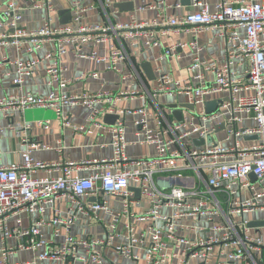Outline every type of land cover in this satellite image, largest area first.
I'll list each match as a JSON object with an SVG mask.
<instances>
[{
	"label": "built area",
	"instance_id": "2783aa9c",
	"mask_svg": "<svg viewBox=\"0 0 264 264\" xmlns=\"http://www.w3.org/2000/svg\"><path fill=\"white\" fill-rule=\"evenodd\" d=\"M68 1L70 23L56 25L53 0H35L31 7L45 10V15L34 30L19 25L21 8L15 0L6 1V21L0 15V30L7 27L11 32L0 31V44L9 43L19 51L27 43L29 54L38 52L47 42L54 48L32 60H4L13 67L12 82L18 87L38 64L48 61L45 73L50 91L45 96L22 92L3 96L0 112L6 117L11 112L51 109L69 126L63 109L83 106L88 109V123L110 131L111 156L45 163L34 160L33 145L23 141L22 162L0 164V264H10L8 257L19 250L40 249L31 262L15 264H103L102 249L117 239L125 243L117 245L116 252L137 261L133 250L146 236L149 245L143 264H167L172 260L176 264H264V238L249 235L247 223L235 220L264 211V0H219L213 5L209 0H190L191 11L180 16L165 14L166 2L172 0H153L148 7L158 11L155 19H138L136 12L145 9L138 7L123 22L110 19L109 11L116 13L114 4L124 0H95L90 5H84L83 0ZM174 1V8L181 7L179 0ZM94 9L102 13V22L84 23V16ZM208 30L225 40L226 60L220 67L208 65L201 61L203 50L195 42L177 46L192 51L187 70L196 73L191 84L160 74L147 89L97 94L84 91L75 95L64 92L71 80L65 78L59 59L67 53L103 63L107 70L121 76V66L127 60L125 43L155 48L172 33ZM99 44L108 45L106 56L98 57L93 51ZM87 46L92 48L90 53L84 51ZM177 47L167 48L164 55L175 56ZM243 64L245 74L238 76L235 69ZM207 74L210 81L206 80ZM84 77L97 78V74ZM129 78L121 76L122 80ZM175 96L184 97L194 108L180 122L167 119L158 107L160 98ZM210 96H218L213 100L219 103L214 111L206 113L204 104L212 101ZM120 101H138L139 106L117 110L114 106ZM103 102L106 105L99 107ZM127 113L137 117L132 143L126 140V124L121 119ZM104 115H116L118 120L112 126L94 122ZM247 121L253 126L243 127ZM44 124L38 122L37 126ZM220 125L223 142L208 143ZM71 127L76 133L82 131L81 127ZM245 136L258 139L245 144L241 142ZM196 139L205 144L194 146L192 141ZM129 145L151 146L155 155L131 160L126 154ZM39 171L46 176L35 177ZM81 171H88V175H76ZM177 181L186 185L174 183ZM132 186L139 190V197L129 190ZM63 196L69 200L68 216L45 221L43 215L48 208ZM101 196L120 199V209L110 210ZM83 198H93L94 203L85 206ZM138 198L148 204L140 213L133 210ZM101 211L111 217L103 239H79L71 234L80 216L100 222ZM24 217L29 220L26 227ZM136 224H144L142 231H136ZM46 229L50 230V238H45ZM189 231L196 236H183ZM13 238L16 241L10 245Z\"/></svg>",
	"mask_w": 264,
	"mask_h": 264
},
{
	"label": "crops",
	"instance_id": "0c3cea01",
	"mask_svg": "<svg viewBox=\"0 0 264 264\" xmlns=\"http://www.w3.org/2000/svg\"><path fill=\"white\" fill-rule=\"evenodd\" d=\"M7 0H0V15L3 21H6L4 17V7ZM35 0H15V2L21 8V20L19 25L28 30H34L41 25V20L45 15V10L33 9L32 3ZM179 0L181 7L174 8V0L167 1L168 7H165L164 12L167 15L180 16L191 11V6L183 5ZM219 0H209L211 5L215 4ZM95 0H83L84 5L93 4ZM121 3H132L133 10L125 11L118 10L113 6L114 10L109 11V17L113 21L123 22L128 20L129 15L138 7H144L142 11L136 12L138 19L151 21L156 18L158 14L157 10L149 9V5L153 3V0H137L130 1L124 0ZM119 4V3H118ZM53 5L56 10V14L53 18L54 24H61L60 19L63 16H67L69 11L68 0H53ZM63 12L64 14H60ZM60 14V15H59ZM71 20V15H70ZM103 20L102 13L99 9H94L88 12L83 19L84 23H100ZM70 21L66 24H69ZM1 32H11L7 27H3ZM196 43V45L202 47V53L200 55L201 61L206 62L208 65L220 67L225 63L227 45L223 38L216 35L214 31H203L200 33H172L167 37L160 40V45L155 48L143 47L141 43H137L131 46L125 43L126 49V62L121 66V76L130 75L129 79L122 80L120 74H116L107 70L106 65L103 63H97L90 59H83L67 53L59 59L60 65L64 69V76L68 80H71V84L64 90L69 94L75 95L81 92H87L91 94H97L101 92H115L118 89H147L154 85L156 78L160 74H168L175 80L184 82L186 84L193 83L192 76L195 71H188V67L191 65L192 51L186 48H179L177 46L181 44ZM177 48L174 51L173 57L165 56L164 51L169 47ZM54 48L53 44L47 42L43 44L41 50L36 53L29 54L27 50L29 45L23 43L19 51L16 50L11 44H0V98L6 95H13L18 93H30L34 96H45L50 91V88L46 84V68L49 62L44 61L38 64L30 77H27L24 84L18 87L13 84V67L4 63V60L13 61L19 60H32L37 57H42ZM85 52L90 53L92 48L87 46L84 48ZM93 51L98 57L107 55L108 45L99 44L93 48ZM143 64H150L151 75L150 79H147L145 73L141 69ZM238 76L245 74V66L240 65L235 69ZM5 73H10L9 76H5ZM96 73L97 78L84 77V74ZM79 77H82L79 80ZM206 80L210 81L211 76L206 75ZM218 98V96H210L209 100ZM187 104L186 100L182 96L175 97H162L158 101V107L162 111V114L167 119H174L171 115L169 106L171 105ZM105 102L98 106H105ZM139 106L138 101H120L115 104L117 110L129 111L134 110ZM187 110L183 111V118H188L189 114ZM105 116V115H104ZM104 116L100 119H95V123L111 126L104 122ZM63 117L69 123V126L63 124V120L55 114L51 109H33L24 113L11 112L6 117L3 112H0V164L8 166L11 164H19L22 162L21 151L23 149V141H26L28 145H33L31 150V156L34 160L53 163L57 161L66 162H78L86 160H97L102 158H109L111 156L110 148V131L106 129L97 128L92 123H88V109L83 106L66 107L63 109ZM137 117L135 115L121 116V119L126 124V140L128 143L135 141V127L133 125L134 120ZM43 122L44 125L38 127L37 123ZM152 123V120L150 121ZM71 126L81 127L82 131L76 133L72 130ZM243 127H252L251 121L245 122ZM218 126L216 127V129ZM217 132V131H216ZM224 134L222 130L218 131L210 142L215 140L216 142H223ZM256 140H241L242 143H251ZM208 142V143H210ZM44 147H49V150H45ZM60 150V152L58 151ZM127 157L131 160H143L154 157V148L146 145H129L126 151ZM78 176H87L88 171H81ZM35 177L43 178L46 173L43 171L37 172ZM179 185H186L181 181L174 182ZM173 183V184H174ZM133 188V186L131 187ZM135 189V188H133ZM101 200L105 201L107 207L110 210H119L121 206V200L114 197L101 196ZM82 203L88 206L94 203L93 198H83ZM148 208L147 201L144 199H137L133 205V210L137 213L142 212ZM69 200L63 196L54 201V203L48 208L43 215L45 221H49L54 216L60 218H66L68 216ZM254 214H259V217H253ZM264 211L253 212L244 214L242 217H235V220L243 219L247 224L250 222L264 221ZM100 222H93L88 220L84 216H80L78 221L71 229V234L79 239L84 238H98L103 239L106 236V228L111 222V217L108 213H99ZM188 221V223H190ZM194 223V222H192ZM191 223V224H192ZM23 224L26 227L29 224L27 217L23 218ZM144 224H136V231H142ZM248 234L252 236H261L264 238V226L248 227ZM45 238H50V230H44ZM183 236L193 238L196 233L189 231L183 233ZM15 238L9 241L10 245L14 244ZM125 243L124 239H117L111 245H108L102 249V261L103 264H143V257L146 254V249L149 245V237L146 236L139 244H137L133 250V253L138 256V260H129L118 254L115 247L119 244ZM171 250V246H169ZM42 251L40 249L37 252L31 250H19L8 257L10 264L15 263H28L31 262L36 253ZM39 264H52L50 261H42ZM167 264H176L175 260L168 262Z\"/></svg>",
	"mask_w": 264,
	"mask_h": 264
},
{
	"label": "water",
	"instance_id": "95a60500",
	"mask_svg": "<svg viewBox=\"0 0 264 264\" xmlns=\"http://www.w3.org/2000/svg\"><path fill=\"white\" fill-rule=\"evenodd\" d=\"M183 5H189L190 4V0H181L180 1ZM116 9L118 10H125V11H132L133 10V4L132 3H119V4H115L114 6ZM61 15L64 14L63 12L60 13ZM59 14V15H60ZM70 21V13H67V16H63L60 19V23L61 24H66ZM141 69L143 70V72L145 73V76L147 77V79H150V75H151V67L150 64H143L141 66ZM218 100H212V101H208L204 104V109L206 113H210L212 111H214V109L216 108L217 104H218ZM169 109L171 110V115L174 118L175 121L180 122L183 119V111L187 110L190 112H193L194 108L192 105L190 104H180V105H171L169 106ZM118 120V116L116 115H105L104 116V122L106 124L109 125H113L115 123V121ZM223 129V125L218 126V128L216 129V131H220ZM244 140H257L258 137L257 136H245L243 138ZM211 139L208 140V142H210ZM193 145L198 147V146H203L205 144V142L203 140L200 139H196L192 141ZM250 178L254 179L253 175H250ZM130 191H132L136 197H139V190L138 189H133V188H129ZM248 227H259V226H264V221H260V222H250L247 224Z\"/></svg>",
	"mask_w": 264,
	"mask_h": 264
},
{
	"label": "rangeland",
	"instance_id": "374dc122",
	"mask_svg": "<svg viewBox=\"0 0 264 264\" xmlns=\"http://www.w3.org/2000/svg\"><path fill=\"white\" fill-rule=\"evenodd\" d=\"M257 213V212H256ZM264 214H261L260 216L262 217ZM259 217V214H254L253 217Z\"/></svg>",
	"mask_w": 264,
	"mask_h": 264
}]
</instances>
